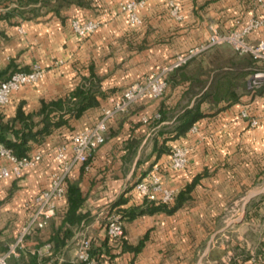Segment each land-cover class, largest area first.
Instances as JSON below:
<instances>
[{
  "label": "crops",
  "instance_id": "1",
  "mask_svg": "<svg viewBox=\"0 0 264 264\" xmlns=\"http://www.w3.org/2000/svg\"><path fill=\"white\" fill-rule=\"evenodd\" d=\"M129 1L37 0L25 5L24 15L0 20L4 32L0 69L10 62L30 69L36 61L44 69L39 81L14 91L9 103L0 106L5 119H12L19 106L26 113L37 111L42 100L65 97L92 81L99 102L78 117L70 116L68 124L41 144L32 143L29 154L42 155L36 164L18 176L0 178V248L16 239L34 197L50 185L51 174L60 167L58 146L65 145L66 158L71 159L73 135L95 124L129 85L171 67L179 56L207 42L214 29L241 30L251 19L264 16V0H146L137 8L139 21H132L124 9ZM18 3L0 0V13ZM73 18L94 20L98 27L81 38L72 30ZM247 39H264V25ZM234 52L225 43L198 53L180 68L167 71L169 83L162 96H146L109 121L106 142L71 174L85 197L79 209L85 216L71 227L73 235L54 259L72 261L79 240L88 235L91 253L103 264H264V222L259 219L264 216V189L258 190L264 188V89L251 91L247 82L232 99L203 101L201 110L206 115L185 134L166 139L176 133L178 115L195 104L197 96L187 95L188 77L198 66H240ZM160 109L165 111L163 120L150 124ZM243 109L259 118L258 126H250L241 116ZM164 139L169 148L189 147L187 167H169L171 153L158 152ZM155 163L163 166L164 186L176 193L201 176L190 198L176 211L124 218L122 235L112 240L106 227L111 203L126 198L120 203L124 209L144 208L145 199L135 183ZM2 166L11 163L0 154ZM259 197L260 205L251 206ZM67 207L66 197L57 202V212L47 226L27 239L28 248L53 254L45 246L53 245L51 237Z\"/></svg>",
  "mask_w": 264,
  "mask_h": 264
},
{
  "label": "built area",
  "instance_id": "2",
  "mask_svg": "<svg viewBox=\"0 0 264 264\" xmlns=\"http://www.w3.org/2000/svg\"><path fill=\"white\" fill-rule=\"evenodd\" d=\"M262 1V0H259ZM146 0H131L124 9L129 13L132 21H139L137 8L143 5ZM264 25V16L255 17L241 30H228L221 32L214 29L209 40L190 49L186 54L178 57L177 61L171 67H165L162 71L152 74L141 81H136L129 85L122 93L121 97L112 107L105 108L101 118L92 126L85 128L72 137L73 156L71 159L66 158V147L60 145L57 147V159L60 162L59 169L51 174L50 185L42 189L32 201L28 210L27 219L21 227L16 239L10 243L6 250L0 251V264H7L10 256H19V249L28 247L26 244L27 237L37 230L47 226L49 220L57 212V202L65 198L66 181L73 173L77 165L84 164L93 155L94 151L107 139V130L109 121L117 114L126 112L131 106L140 99L151 96H162L167 89V71L186 63L198 53L220 44H230L233 49L240 53H249L258 62L260 67L256 68L248 80V88L256 91L264 87V39L257 41L247 39V36L255 29ZM71 27L74 33L85 38L92 35L98 27V22L94 20H81L73 18ZM44 76V69L36 61L29 70H18L13 72L8 78L0 82V106L9 103L14 91L22 86L39 81ZM156 117L159 114H155ZM241 116L248 120L249 125L256 127L260 120L253 115L249 109H243ZM147 120V119H146ZM189 147L177 145L173 147L169 161V167L173 170H180L187 167L189 159ZM0 154L8 158L11 167H0V178L11 175H20L23 169L36 164L42 157L40 152L28 154L21 158L16 157L13 153L0 143ZM163 166L155 163L145 174V176L136 182V191L144 198L150 201L159 200L171 202L176 194L173 188H167L162 182ZM107 234L112 240H117L122 235L123 219L118 213L107 215ZM92 238L83 235L79 240L76 249L73 264H103L96 256L91 253ZM46 250H51V244L45 246ZM35 252V249H31ZM41 253L40 250H37Z\"/></svg>",
  "mask_w": 264,
  "mask_h": 264
},
{
  "label": "trees",
  "instance_id": "3",
  "mask_svg": "<svg viewBox=\"0 0 264 264\" xmlns=\"http://www.w3.org/2000/svg\"><path fill=\"white\" fill-rule=\"evenodd\" d=\"M36 1L37 0H19L16 7L0 13V20L9 19L11 16L17 14L24 15L27 11L25 10L27 9L25 5ZM2 36H4V32L0 29V37ZM234 53L236 57L241 59L240 66H199L197 71L192 76L188 77L190 84L187 95L189 97L197 96L195 104L192 107L185 108L178 115L177 124L175 126L176 133L166 139H174L185 134L197 119L206 115V113L201 110V103L203 101L209 100L217 103L220 99H232L237 89L246 88L251 74L256 68L260 67V65L249 53L240 54L236 51ZM236 65H238V63H236ZM178 67L180 68V66ZM18 70L29 69L16 67L10 62L7 67L0 69V82ZM168 77L167 87L169 83ZM96 85L97 84L93 81L89 86L80 84L65 97L42 100L40 108L34 112L26 113L23 108L19 106L15 116L10 120L5 119L4 116L0 114V143L18 158L28 155L29 151L32 149V143L41 144L44 138L55 129L63 124H68L70 116L78 117L89 106L99 103L96 96L98 92ZM262 89H264V87L256 91H261ZM157 113L159 114L158 117L154 115L149 119L150 124H158L163 120L165 111L160 109ZM37 116H40V119L36 120L35 117ZM166 139H164L161 146L158 147L159 153L163 151L172 152L173 148H169L165 144ZM154 144L155 148H157L158 140H155ZM90 159L91 157L86 163L81 164V166L84 167ZM200 176V174L195 176L191 182L180 189L171 202L159 200L150 201L145 199V207L136 212L134 208L127 209L125 207L124 209L121 207L120 203L124 200L126 201V198H121L111 203L109 213H118L121 215L122 219L144 212L152 213L156 211H166L167 213H173L190 198L191 191ZM70 177L71 175L66 181L65 194L68 207L62 224L55 229L51 237V241H53V245L51 246L53 254L41 255L37 252V249H35V252H32L28 247L20 248L19 256H10L7 264H73L69 259H64L62 262H58L57 259H54L55 254L63 252L67 240L73 235L74 232L71 227L80 223L85 216L79 211L85 199L79 186V181L72 180ZM38 231L39 230L29 235L27 239ZM7 247L8 246L0 248V251L6 250ZM96 257L101 261L99 256Z\"/></svg>",
  "mask_w": 264,
  "mask_h": 264
},
{
  "label": "rangeland",
  "instance_id": "4",
  "mask_svg": "<svg viewBox=\"0 0 264 264\" xmlns=\"http://www.w3.org/2000/svg\"><path fill=\"white\" fill-rule=\"evenodd\" d=\"M199 67V66H198ZM197 67V68H198ZM196 71H197V69H196ZM195 71V72H196ZM262 189H264V188H259L258 190H262ZM263 201V199H261L260 197L259 198H257V199H254L253 201H252V203H251V206H259L260 205V203ZM233 217H237V216H233ZM262 218V219H261ZM259 219L261 220V222H264V216H260L259 217ZM71 260V259H70Z\"/></svg>",
  "mask_w": 264,
  "mask_h": 264
}]
</instances>
